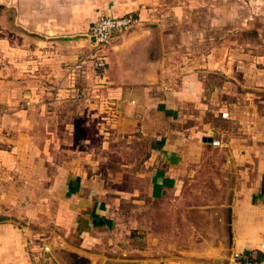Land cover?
I'll return each mask as SVG.
<instances>
[{
  "label": "crops",
  "instance_id": "1",
  "mask_svg": "<svg viewBox=\"0 0 264 264\" xmlns=\"http://www.w3.org/2000/svg\"><path fill=\"white\" fill-rule=\"evenodd\" d=\"M0 6V264L264 257V0ZM128 14L73 83L92 24Z\"/></svg>",
  "mask_w": 264,
  "mask_h": 264
},
{
  "label": "built area",
  "instance_id": "2",
  "mask_svg": "<svg viewBox=\"0 0 264 264\" xmlns=\"http://www.w3.org/2000/svg\"><path fill=\"white\" fill-rule=\"evenodd\" d=\"M139 23L140 18L133 14L118 17L102 16L98 18L92 24L87 34L92 43V50L70 69L69 73L71 81L75 83V80H78L77 78L80 76V73H84V64L88 61H91L93 64L95 76L100 78L102 72L107 67L106 59L101 54L103 49L110 45L118 35L128 32ZM228 116V112L222 113L223 118H228ZM213 145L220 146L221 142L213 141ZM42 256L51 260L52 252L49 246H43ZM229 264H264V257L255 258L246 253H235Z\"/></svg>",
  "mask_w": 264,
  "mask_h": 264
},
{
  "label": "rangeland",
  "instance_id": "3",
  "mask_svg": "<svg viewBox=\"0 0 264 264\" xmlns=\"http://www.w3.org/2000/svg\"><path fill=\"white\" fill-rule=\"evenodd\" d=\"M4 13H5V8L0 6V17H2L4 15ZM1 38H3V39H1ZM1 40H3V42H4L5 39H4V30L0 29V41ZM108 108H110V110L112 109L110 106ZM203 186H207V187L204 188ZM210 186H214V184L209 179L206 182L196 181L194 183H191L188 186L189 190L187 191V193H202V191H203V193H206V191H207V193H209L207 188ZM45 259L47 262H41V264H56V262L54 260L47 259V257H45Z\"/></svg>",
  "mask_w": 264,
  "mask_h": 264
}]
</instances>
